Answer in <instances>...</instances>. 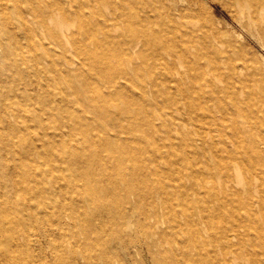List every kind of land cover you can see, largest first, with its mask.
<instances>
[{
  "label": "bare ground",
  "instance_id": "bare-ground-1",
  "mask_svg": "<svg viewBox=\"0 0 264 264\" xmlns=\"http://www.w3.org/2000/svg\"><path fill=\"white\" fill-rule=\"evenodd\" d=\"M222 1L243 34L200 21L202 0H0V33L30 47L0 41V236L55 221L80 247L63 263L133 264L145 243L159 264H264V62L247 51L264 0Z\"/></svg>",
  "mask_w": 264,
  "mask_h": 264
},
{
  "label": "rangeland",
  "instance_id": "rangeland-1",
  "mask_svg": "<svg viewBox=\"0 0 264 264\" xmlns=\"http://www.w3.org/2000/svg\"><path fill=\"white\" fill-rule=\"evenodd\" d=\"M203 7L198 10V18L200 21L207 20L208 25L212 28H219L221 31L227 33V36H236L237 34H243L244 27L233 17L231 8L224 3L222 0H202ZM108 9V8H107ZM106 10V9H105ZM7 26L14 30L15 25L12 23H7ZM15 31V30H14ZM25 41L23 49L29 51L30 47L26 44L25 35L22 32H13L12 34H1V43H7L11 48L17 46V41ZM0 43V45H1ZM1 53H3L2 47H0ZM248 55L254 64H260L264 62V47L255 41H252L247 46ZM5 53V51H4ZM6 59V58H5ZM8 68H5L7 71ZM64 80V78H61ZM7 83H0V88L7 89L5 86ZM64 84L68 85L67 80H64ZM48 225V227L29 224L27 225L28 233L30 234L29 240L23 237H17V241L11 243L5 235L0 236V264H71L68 260L66 263L61 261V253L66 250H72L80 248L77 245L67 246L65 249L64 243H70L73 241L71 234L67 233L66 228H62V225L56 224ZM105 232H109L110 228L105 225ZM68 229V228H67ZM22 236L23 231L16 230L15 235ZM107 235V234H106ZM83 236V234L81 235ZM105 236L103 238L102 244L99 247H111L116 244V242L106 241ZM108 239V238H107ZM7 245H11L13 248V253L15 254L13 258L7 256L4 252ZM98 248L97 250H99ZM120 257L129 260V255L126 250H119ZM134 258L137 260L133 264H159L155 261L154 257L150 253V249L144 243L141 246V255H135ZM81 264H98L97 262H87L82 259ZM132 264V263H131Z\"/></svg>",
  "mask_w": 264,
  "mask_h": 264
}]
</instances>
